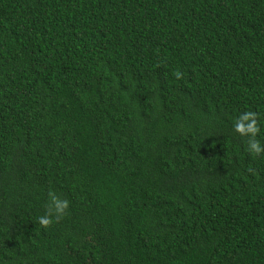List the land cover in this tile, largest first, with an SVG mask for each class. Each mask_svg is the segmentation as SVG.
<instances>
[{"label": "trees", "instance_id": "1", "mask_svg": "<svg viewBox=\"0 0 264 264\" xmlns=\"http://www.w3.org/2000/svg\"><path fill=\"white\" fill-rule=\"evenodd\" d=\"M249 110L264 0H0V264H264Z\"/></svg>", "mask_w": 264, "mask_h": 264}, {"label": "clouds", "instance_id": "2", "mask_svg": "<svg viewBox=\"0 0 264 264\" xmlns=\"http://www.w3.org/2000/svg\"><path fill=\"white\" fill-rule=\"evenodd\" d=\"M177 78L180 77L178 72ZM232 127L236 133L242 137H246L245 151L254 158L264 154V142L257 139L260 133V120L257 112L243 111L239 112L232 118ZM70 202L61 197L54 191L48 193V202L46 212L37 218L38 224L43 228H48L51 224L63 219L67 214Z\"/></svg>", "mask_w": 264, "mask_h": 264}]
</instances>
